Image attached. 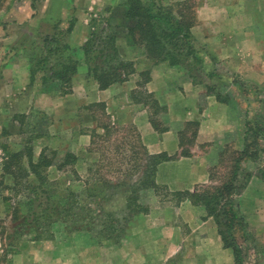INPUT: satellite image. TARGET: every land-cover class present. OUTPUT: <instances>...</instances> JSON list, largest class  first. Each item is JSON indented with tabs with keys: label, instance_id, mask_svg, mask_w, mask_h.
Here are the masks:
<instances>
[{
	"label": "crops",
	"instance_id": "0c3cea01",
	"mask_svg": "<svg viewBox=\"0 0 264 264\" xmlns=\"http://www.w3.org/2000/svg\"><path fill=\"white\" fill-rule=\"evenodd\" d=\"M126 1L37 0L33 8L31 0H23L27 7L21 5V12L14 11V7L6 9V14L0 11V119L34 111L64 117L69 108L80 106L82 112L90 113L94 103H102L108 114L128 117L132 104L130 94L140 86L138 81L147 71L149 78L143 86L155 93L160 105L166 106L170 123L166 128L149 126L145 129L148 136L145 144L152 152L167 156L158 163L155 180L170 190H192L209 182L210 166L218 161L224 148L231 145L232 136L236 137L238 149L244 146L241 105L233 101L234 92L225 91L222 85L220 90L225 98L218 97L220 90L205 92L202 87L183 79L184 72L168 60L155 62L147 58L144 48L135 44L128 33V20L124 15ZM157 1L192 3L191 0ZM195 9L196 22L190 28L194 42H201L202 49L208 50L241 82L264 85V0H196ZM102 13L101 27L107 25L117 34L118 51L125 60L134 62L136 68L127 80L107 88H101L95 79L91 70L94 63L89 62L84 50L92 35L104 32L95 25ZM63 29L69 31L61 41L69 45V51L78 61L68 93L55 87L49 77L45 84L41 77L33 78V67H38L39 63L33 54L38 52L33 47L35 35L51 38ZM225 79L226 76L220 81ZM123 95L127 96L126 101L120 99ZM143 107L141 110L148 114ZM187 122L197 124V135L194 142L184 144L182 129ZM85 124L83 121L82 128ZM91 125L93 127L94 123ZM89 138V134L82 132V143ZM5 164H1L0 159V179H13V174L5 170ZM4 195L0 185V221L4 215ZM258 196L262 193L258 192ZM169 204L160 208V218L139 224L122 246L99 247L86 236H82V244H71L70 240L59 244L54 240L26 239L19 247L23 250L16 264H71L72 254L82 255L79 264H236L234 251L225 245L214 219L204 218L203 206L188 199L179 206ZM254 208L257 215L252 216V223L264 229L263 221L258 220L260 207L254 205ZM177 212L181 223L176 220ZM257 240L261 245L264 243V239ZM179 253L181 261L176 263L174 258ZM25 254L26 260L23 259ZM117 256L122 258L121 262L116 260Z\"/></svg>",
	"mask_w": 264,
	"mask_h": 264
},
{
	"label": "rangeland",
	"instance_id": "374dc122",
	"mask_svg": "<svg viewBox=\"0 0 264 264\" xmlns=\"http://www.w3.org/2000/svg\"><path fill=\"white\" fill-rule=\"evenodd\" d=\"M12 1L0 0V11L6 14L12 7L16 11L24 5L23 0H18L20 3L16 4ZM36 1L31 0L33 8ZM156 2L173 6L175 12L180 7L176 5L180 2ZM191 2L193 4L189 2L188 5H193L196 10V0ZM187 12L184 10V13ZM102 17L103 13L95 23L97 29L101 28V20H104ZM62 32H66V29ZM34 38L33 47L38 49L36 53L45 52L47 48L44 47V37L39 34ZM186 44L188 45L189 41ZM187 45L183 46L184 49L190 48L195 56L186 60L176 54V64L170 63L184 72L183 79L202 87L205 92H210L209 86L213 84L217 86L215 91L222 85L225 91L229 89L234 92L236 97L233 101L241 105L244 146L250 144L253 155H245L240 163L237 181L242 187L232 197L240 216L234 223L232 238L242 249V264H264V243L261 245L257 240L264 239V229H259L258 225L254 226L251 219L257 215L254 212V205H257L261 210L258 212L261 214L258 220L264 223V131L261 133L263 135H257L258 131L253 130L257 127L256 123L264 130V85L238 80L237 76L224 65L221 66L208 50L202 49L201 42L196 40L194 50ZM53 62L50 59L47 64L39 62L38 67H33V78L35 75L42 79L51 78L49 73ZM221 76H226L227 79L220 81ZM147 79L148 74L140 77V86L137 89L151 94L150 104L143 101L145 97L141 92L130 94L132 104L128 117L108 114L102 103H94L90 113L82 112L80 106L78 109L69 108L64 117L34 111L0 119L1 164L6 163L5 170L14 176L13 179H0V185L5 192L4 215L0 221V264H16V258L20 262L23 249L19 247L26 239L54 240L59 244L70 240L71 244H82V236H86L91 243L99 247L122 246L126 243V237L139 224L150 218H160V208L168 203L179 206L187 200L179 199L183 196L174 194L178 191L170 190L167 185H161L162 188L156 191L152 184L155 179L154 172L152 175L147 174V170L151 173L157 157L163 153L152 152L151 147L145 144V141L148 142L145 129L153 126L154 121L160 124L159 128H166L170 124L167 110H162L166 109V106L158 108V105H153L155 93L143 86ZM237 81L243 85L235 84ZM45 83L46 81H43V84ZM219 92L225 98L223 90ZM120 99L126 101L127 96L123 95ZM142 106L148 110V114L141 110ZM83 121L86 126L82 128ZM247 121H250L251 127L248 130ZM91 122L94 123L93 127ZM104 126L110 128V132L106 133ZM94 129L99 135H93ZM82 132L90 135L86 146L82 143ZM182 133L184 144L194 142L197 124L185 123ZM157 140L158 136L155 137V141ZM230 144L224 148L218 161L210 166L212 177L209 182L196 186L199 191L221 184L230 177L234 160L239 157L236 152L244 148L236 147L235 136L230 138ZM42 151L44 163L40 165L38 163ZM48 162H54L56 165L47 166ZM258 192L262 193V196H258ZM197 205L205 208L204 204ZM196 212L200 214L198 210ZM209 217L211 216L205 211L204 218ZM220 217L226 219L223 215ZM176 220L181 223V215L178 212ZM214 221L216 222L215 219ZM218 232L222 237L219 227ZM232 238H228L230 243ZM180 254L174 258L176 263L181 261ZM25 256L26 254L23 255L24 260ZM81 257L82 255H70V263L79 264ZM116 260L121 262L122 258L117 256Z\"/></svg>",
	"mask_w": 264,
	"mask_h": 264
},
{
	"label": "trees",
	"instance_id": "16d2710c",
	"mask_svg": "<svg viewBox=\"0 0 264 264\" xmlns=\"http://www.w3.org/2000/svg\"><path fill=\"white\" fill-rule=\"evenodd\" d=\"M145 1L146 0H127L124 3V15L128 20L127 30L129 35L133 38L135 44L141 45L144 48L146 57L155 62L169 60L171 64H176L177 60L174 57L176 54H179V57L181 55L186 60L195 56V53H193L190 48L184 49L183 47L187 45L186 43L189 41L187 46L194 50L195 42L190 32L191 26L196 22V12L193 9V5L189 6L188 1L180 2L176 4L180 7H178L177 12H175L173 6H164L161 3L157 4V0ZM158 5L159 7L157 8ZM184 10L188 12L184 13ZM102 29H104L103 34L100 32L92 35L84 45V50L89 62L94 63L91 70L95 79L98 81L101 88H107L116 82L127 80L128 76L136 71V68L134 62L123 59L118 51L115 45L117 34L111 31V29L109 30L107 25L100 28V30ZM68 31L62 32V30H60V32L57 33L58 35H53L51 38L44 37L46 43L44 47L47 48V50L41 53L33 52V54H35L34 59H37L41 63L47 64L49 63V59L54 61L49 76L51 77L50 79L55 82L56 86L59 85L58 87H60L59 89L63 93H68L72 89V76L77 70L78 63L74 54L69 51V45L61 41L65 40ZM186 49H189V51H186ZM43 68H45V66ZM144 74H148V72L142 73V76ZM209 76H211V74H209ZM43 81H47L46 78H44ZM235 84L240 86L243 85V83L238 81L235 82ZM211 86H209V91L216 92L214 89L217 86L215 84ZM218 90H220V88H218L217 91ZM137 92L141 91L135 89L131 94ZM220 93L221 92L217 93L218 97L221 96ZM141 94L145 97L143 101L146 104H150L151 94L149 92H141ZM136 99L140 101L137 97ZM152 102L153 105H158V108L163 107L159 104L157 99H152ZM162 110L166 111L165 108ZM152 125L156 129H161L159 128L160 124L158 125L156 121L152 122ZM259 125L260 124L256 123L257 127L253 128V130L258 131L257 135H263L261 133L264 130L259 128ZM247 126V130L251 129L250 121H247ZM104 127L106 133L110 132V128L107 126ZM94 134H96V136L99 135L97 134V130L94 131L93 135ZM250 147V144H245L243 149L236 152L239 154V157L235 158L233 172L226 181L214 185L211 187L212 189L207 187L204 191H199L200 189L196 187L194 190L187 189L174 193L183 196V198L180 197L179 199H188L194 204L205 205L207 213L216 220L225 245L233 248L236 264H242L243 258L240 254V252H242L241 247L239 248V245L236 244L232 238L234 223L237 217L240 216H238L237 207H235V201L232 197L235 192L242 187L239 181H237V176L239 167L241 166L240 163L244 156L247 155L251 157L253 155L250 151ZM43 151L40 154V161L38 163L40 165L44 163ZM166 157L167 156L164 154L158 156L157 161L151 169V173L147 170V174L152 175L153 172L155 174L158 163L166 159ZM46 164L47 166L56 165L54 162H48ZM59 167L61 168V165H59ZM210 177H212L211 174ZM152 184L156 191L162 188L155 179ZM220 215H223L226 219H222ZM240 219L242 221L241 217ZM229 236L232 238L231 243L228 240Z\"/></svg>",
	"mask_w": 264,
	"mask_h": 264
}]
</instances>
